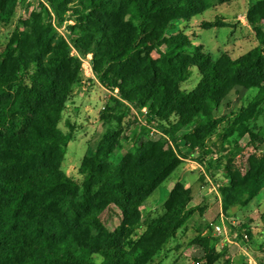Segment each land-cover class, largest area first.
Returning <instances> with one entry per match:
<instances>
[{"label": "trees", "instance_id": "16d2710c", "mask_svg": "<svg viewBox=\"0 0 264 264\" xmlns=\"http://www.w3.org/2000/svg\"><path fill=\"white\" fill-rule=\"evenodd\" d=\"M231 1L0 0V26L12 28L0 46V264H152L199 208L180 182L148 222L141 208L195 155L219 184L225 216L260 194L264 0H250L245 15L258 54L213 60L190 40L195 21L203 30L231 27L202 18ZM88 55L111 95L98 113L103 132L71 177L62 164L75 128L64 112ZM195 72L198 82L185 89ZM150 128L162 134L146 145ZM244 137L255 146L241 154ZM124 143L135 152H123ZM109 212L116 225L102 218ZM238 232L249 246L250 228ZM218 241L208 233L190 241L202 255L196 264H230Z\"/></svg>", "mask_w": 264, "mask_h": 264}, {"label": "rangeland", "instance_id": "374dc122", "mask_svg": "<svg viewBox=\"0 0 264 264\" xmlns=\"http://www.w3.org/2000/svg\"><path fill=\"white\" fill-rule=\"evenodd\" d=\"M28 2H32L33 5L36 4L35 0H28ZM249 5L250 0H232L229 4L206 12L202 17L203 19L209 20L219 16L231 27L203 30L198 27V21H195L191 25L193 33L190 36L191 42L196 46H201L204 53L213 60L222 53H228L232 58H237L248 52L253 55L258 54L261 48L245 20ZM17 15L25 17L23 9L18 11ZM11 29L9 26H0V46L7 42ZM61 32L64 34L63 29ZM198 80L199 76L195 72L183 87L188 90L194 88ZM110 95L95 81L89 67L84 63L82 66V86L74 91L64 112V118L70 119L75 128V139L69 143L62 164L63 171L68 176L78 177L77 170L82 157L91 153L100 138L103 127L98 121V113ZM61 128L66 131L63 124H61ZM153 130L155 129H148V133H145L142 138L146 145L162 134L158 130ZM261 136L264 137V128L261 131ZM179 144L184 148L183 142ZM239 146L243 152L241 154H246L252 152L255 145L247 137H244L239 142ZM123 152L134 153L135 151L131 144L124 143ZM239 161L240 157L238 156L236 163ZM245 169L246 165L242 167L243 171ZM200 176H205V180L200 181ZM216 178L219 183H222L224 174L217 171ZM177 182L192 188L190 206H196L199 210L186 222L177 237L165 250L156 256L152 264H196L195 259H202V255L197 248L190 245V241L198 234L206 233L210 234L212 238L219 239L216 244L218 252L227 246L230 264H264V189L244 209H233L230 216L227 217L222 213L217 197L219 188L213 189L210 186L211 183L214 186L219 184L214 183L207 175L206 161L203 164L199 163L195 155L193 158L183 160L179 169L151 195L141 208L143 218H147V222L155 217L153 211H156L157 214L161 213L163 200ZM102 218L105 221L108 220L112 225L118 223V218L113 212L104 214ZM242 225H247L251 230L248 253H243L242 245L244 242L238 237L239 227ZM217 227H220L221 230L217 231ZM98 260V258L95 259V261ZM199 264L204 263L201 261Z\"/></svg>", "mask_w": 264, "mask_h": 264}, {"label": "built area", "instance_id": "2783aa9c", "mask_svg": "<svg viewBox=\"0 0 264 264\" xmlns=\"http://www.w3.org/2000/svg\"><path fill=\"white\" fill-rule=\"evenodd\" d=\"M81 61H82V66H83L84 63L87 64V66L89 67V69H90V71H91V67H90V56L88 55L86 58L82 59ZM91 74H92V71H91ZM92 76H93V75H92ZM141 112H142V115H141L140 117H138V121H139L143 126H146V123H144V122H146V110H145V109H142ZM142 121H143V123H142ZM153 131H157V130H153ZM210 186H211L213 189L218 188V185H217V186H214L212 183L210 184ZM217 197H218V199H219V201H220V194H219V193H217ZM216 230H217V231H220L221 228H220V227H217ZM243 238H244L245 241L248 240V237H247L246 235H244ZM242 251H243V253H248V252H249V246H248L247 244L242 245Z\"/></svg>", "mask_w": 264, "mask_h": 264}]
</instances>
